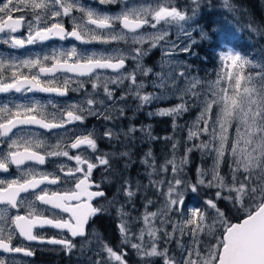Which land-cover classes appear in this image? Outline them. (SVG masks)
<instances>
[{
    "label": "snow or ice",
    "instance_id": "1",
    "mask_svg": "<svg viewBox=\"0 0 264 264\" xmlns=\"http://www.w3.org/2000/svg\"><path fill=\"white\" fill-rule=\"evenodd\" d=\"M98 4L121 7L113 14L83 0H0V45L8 49L0 51V94L79 96L63 106L35 99L0 104V173L11 177L13 167L18 173L0 178V264H29L26 258L36 255L32 242L70 255L78 238L80 251L91 252L88 264H129L125 246L140 264H264V58L222 48L214 80L192 75L191 65L177 59L196 55L193 49L207 38L196 18L211 7V0ZM222 7L236 11L230 0H223ZM248 27L259 30L252 23ZM230 38L219 32L220 45ZM55 40L107 47L97 51L71 43L50 55L23 59L12 51ZM156 48L161 51L159 71L145 65ZM149 87L154 90L147 91ZM171 98L178 103L148 115L172 117L173 130H185L183 155H176L179 140L171 143L172 154L162 162L149 148L140 160L148 183L121 176L114 162L131 161L137 132L143 141L161 139L152 135L151 125L131 122L136 112ZM193 108L199 109L195 120L179 124ZM89 119L102 122L104 130L87 127ZM100 140L112 150H101ZM196 151L212 157L213 164L197 168L193 182L185 169ZM50 163L52 171L41 170ZM225 164L228 170L222 172ZM129 167L124 163V169ZM101 168L102 175L119 179L111 199L102 188L111 179H94ZM148 190L158 199L144 197V211L133 216L134 198ZM204 190L211 192L210 198L200 207H188L187 194ZM222 201L235 209L233 215L243 217L240 222H232L230 210L220 207ZM110 210L119 221V247L95 231L91 238L88 233L93 218ZM138 222L142 226L133 232ZM45 228L56 234H37Z\"/></svg>",
    "mask_w": 264,
    "mask_h": 264
},
{
    "label": "rangeland",
    "instance_id": "2",
    "mask_svg": "<svg viewBox=\"0 0 264 264\" xmlns=\"http://www.w3.org/2000/svg\"><path fill=\"white\" fill-rule=\"evenodd\" d=\"M138 2H144V0H138ZM85 5L91 4L92 7L99 8L101 11L117 13L120 11V5H99L98 0H83ZM230 3L234 6L236 11L229 12L227 9L222 7L223 0H211V7H204L200 15L196 18V23L203 27V29L207 33V38L203 41H200L199 45L193 49L196 55H184L181 54L177 59L185 61L187 64L191 65V74L198 75L201 78H205L207 80H214L216 78V72L219 68L218 61V53L222 50V48H228L234 50L236 52L242 53L243 55H247L250 58H254L255 60H260L264 58V0H251L250 2H240L238 0H230ZM75 15H79L76 13ZM69 24L68 22H66ZM191 23V22H189ZM252 23L253 27L258 28L259 30L253 32L250 30L248 25ZM224 30L230 35V39L225 41L224 44L220 45L218 41L219 32ZM197 39H199L198 33H194ZM66 46L65 48L69 47ZM62 45L57 43L51 45V47L47 50V52L43 53L42 51L35 50V52L29 56L35 55H50L53 49H59ZM78 47L84 48L87 47L88 50H101L106 48L107 46L101 45H89V46H80ZM147 47V46H145ZM161 64V51L159 48L153 49L146 57H145V65L152 67L154 70L159 71ZM154 89L149 87L147 91L151 92ZM79 98L78 94L70 93L67 97H54L53 95L49 97L38 96L37 94L32 98L35 100H39L42 104H47L49 100H52L53 103H57L60 106H63L66 103H71L76 101ZM178 103L176 98H171L166 101H161L159 103H152L151 105H147L143 108V110L136 112L134 119L131 121L136 126H145L151 125V133L153 136L159 137L161 139L155 141H143L141 134L139 132L136 133L137 139L131 147V161L120 160L114 162V167H117V172L121 176L131 177L135 182L139 180L141 182L148 183V178L144 175L145 168L144 165L140 163L141 158L145 155V153L152 149L154 155L157 158L158 162H162L165 158H170L172 154L171 143L179 140L180 147L176 153L177 157H180L184 153V138H185V130H176L174 131L172 128L173 118L172 117H161V116H149V112H154L161 107L174 106ZM49 112L54 111L53 108L48 107ZM199 109L193 108L190 112L186 113L183 118L179 119L177 122L179 124H191L193 120L198 116ZM129 116H132V113L129 112ZM124 125L126 126L129 121L125 120ZM95 125L100 132H102L103 125L102 122H98L95 119H89L87 121V127L91 128ZM171 136L173 139L171 141H165L162 139L163 137ZM50 143H55V140L52 139L49 141ZM99 147L103 151H111V145L107 141L100 140L98 141ZM120 150H127L121 148ZM58 162H61L57 160ZM189 164L186 166V172L188 174V178H190L193 182L196 180L197 168L208 169L213 164V158L210 156L202 157L199 151L193 152L189 157ZM131 163V167L124 169V163ZM227 164H225L222 168V172H227ZM111 174V173H110ZM111 183L110 190H112L113 194L116 191V187L119 183V179L112 175L110 176ZM188 199V207H200L203 205V201L210 198L211 192L209 190H204L198 194H187ZM113 197V196H112ZM144 197L158 199L156 194L152 190L142 191L138 196L134 198V202L136 205V210L132 211L133 216L140 215L143 211ZM121 202L124 201V197L121 195ZM226 204V202H224ZM158 206V205H157ZM157 206H150L149 210L155 211ZM220 207L223 210L229 211V215L234 217L233 213L235 209H232L230 205L227 208H223L220 204ZM126 211L131 210L130 206L126 207ZM112 215H114V222L117 225L118 220L116 219L115 210H113ZM240 217V216H239ZM142 226L141 223H135L132 227V231L136 232ZM170 230V229H169ZM97 234L100 233L97 231ZM112 237V246L119 247L121 237L116 229V233ZM101 236V235H100ZM91 238V237H90ZM203 238V237H202ZM187 238H185L186 241ZM105 240V239H104ZM133 242H137L133 240ZM214 242V241H212ZM126 247L128 251L127 260L129 264H140L139 258L136 256L134 250L130 247ZM173 249H175V242L171 245ZM91 255V252L85 249L82 253L80 248L75 253L74 261L65 264H88V256ZM157 264H160L157 261Z\"/></svg>",
    "mask_w": 264,
    "mask_h": 264
},
{
    "label": "flooded vegetation",
    "instance_id": "3",
    "mask_svg": "<svg viewBox=\"0 0 264 264\" xmlns=\"http://www.w3.org/2000/svg\"><path fill=\"white\" fill-rule=\"evenodd\" d=\"M91 1H96V0H91ZM66 27H70L69 24L66 23ZM61 44L63 47H66L68 45H70L71 43H76L77 45H79V42L76 41H49L46 42L43 45H31L28 46L26 49H20V50H12L14 51V53L19 56L21 59L28 57L29 55L33 54L35 52L36 49H38V51H42L43 53L47 52V50L51 47V45L53 44ZM81 46V45H80ZM0 51H8L7 47L4 45H0ZM40 96H51L50 94H46V93H27V94H21V93H15V94H0V104L2 103H7L9 101L13 102V103H28L32 100V98L35 95ZM54 96V95H53ZM56 97V96H54ZM56 163H59L58 161H56ZM54 168L53 164H48L46 169H41V170H47V171H52ZM10 171L12 172V176L9 177L8 174L5 173H0V178H14L16 175H18V173L16 172V169L13 167L12 169H10ZM103 173V169H98L94 172V179L97 182H101L103 181L107 174L102 175ZM102 188L105 190L106 195L108 197V199H111L113 196V192L112 190H110V185L109 183H103L102 184ZM52 190H56L55 187L52 188ZM98 203L103 204L105 203L104 200H100L98 201ZM24 209H21L20 214H24ZM113 210H110L109 214H105L101 217H97V218H93V220L90 222L89 226H88V233H89V237H91V233L93 231H95L97 233V231L100 233L101 237L104 239V235L102 233V231L100 230V226L102 225V221L105 220H109V218H114V215H112ZM37 234L39 235H47V236H51V235H55L56 231L53 229H49V228H45V229H38L37 230ZM77 244V249L74 250V252L72 254H66L63 251H60L58 249V247L56 246H41L36 244L35 242L31 243V246L36 250V255L32 258H26L29 260V264H65V263H70L72 261H74L75 258V253L76 251L79 250L80 245L82 243V241L78 238L76 241ZM17 244H27L28 242H22L20 240L16 241ZM56 247V250H53V248Z\"/></svg>",
    "mask_w": 264,
    "mask_h": 264
},
{
    "label": "trees",
    "instance_id": "4",
    "mask_svg": "<svg viewBox=\"0 0 264 264\" xmlns=\"http://www.w3.org/2000/svg\"><path fill=\"white\" fill-rule=\"evenodd\" d=\"M238 1L246 3V2H250L251 0H238ZM115 168H116V170H117V167H116V166H115ZM110 176H111L110 173L107 174V178L110 179ZM142 183L145 184V182H142ZM146 184H147V183H146ZM140 193H142V192H140ZM140 193H138L137 196H138ZM220 204H221V206H222L223 208L226 209V204H225L223 201L220 202ZM242 218H243L242 216H240V217H239V216H234V217H232V222H234V221H238V220H240V219H242ZM114 221H115L114 218H109V220L102 221V225L100 226V230L102 231V233H103V235H104V239H105V241H107L108 243L112 242V237H113V235H114V234H112V233H116L117 225L115 224ZM110 244L112 245V244H114V243H110Z\"/></svg>",
    "mask_w": 264,
    "mask_h": 264
},
{
    "label": "water",
    "instance_id": "5",
    "mask_svg": "<svg viewBox=\"0 0 264 264\" xmlns=\"http://www.w3.org/2000/svg\"><path fill=\"white\" fill-rule=\"evenodd\" d=\"M241 220V219H240ZM240 220L239 221H237V222H240ZM234 223H236V222H234Z\"/></svg>",
    "mask_w": 264,
    "mask_h": 264
}]
</instances>
